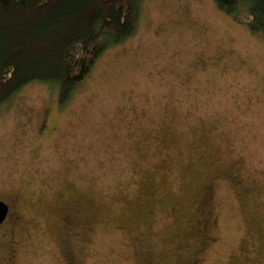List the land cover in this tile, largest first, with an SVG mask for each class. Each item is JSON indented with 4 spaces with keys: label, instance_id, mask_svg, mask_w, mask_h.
I'll list each match as a JSON object with an SVG mask.
<instances>
[{
    "label": "rangeland",
    "instance_id": "rangeland-1",
    "mask_svg": "<svg viewBox=\"0 0 264 264\" xmlns=\"http://www.w3.org/2000/svg\"><path fill=\"white\" fill-rule=\"evenodd\" d=\"M140 2L64 108L42 84L0 108L3 264H264V39L214 0ZM73 204L91 232L60 228Z\"/></svg>",
    "mask_w": 264,
    "mask_h": 264
},
{
    "label": "trees",
    "instance_id": "trees-1",
    "mask_svg": "<svg viewBox=\"0 0 264 264\" xmlns=\"http://www.w3.org/2000/svg\"><path fill=\"white\" fill-rule=\"evenodd\" d=\"M141 0H0V108L32 84L64 108L106 50L137 32ZM264 39V0H214Z\"/></svg>",
    "mask_w": 264,
    "mask_h": 264
},
{
    "label": "flooded vegetation",
    "instance_id": "flooded-vegetation-1",
    "mask_svg": "<svg viewBox=\"0 0 264 264\" xmlns=\"http://www.w3.org/2000/svg\"><path fill=\"white\" fill-rule=\"evenodd\" d=\"M1 202L4 203L7 211L0 224V251L4 253V257L0 264L4 262L13 263L17 258L19 246L21 244L16 235L15 228L21 227L24 221L17 208L18 198L15 194L8 199L1 198L0 203ZM62 214L60 218V228H62L64 232L73 236H79L84 232H91L93 220L87 216L88 213L83 205L73 204L72 207L69 206V208L64 210ZM63 256L67 264H75L78 262L75 261L74 255L67 253Z\"/></svg>",
    "mask_w": 264,
    "mask_h": 264
},
{
    "label": "water",
    "instance_id": "water-1",
    "mask_svg": "<svg viewBox=\"0 0 264 264\" xmlns=\"http://www.w3.org/2000/svg\"><path fill=\"white\" fill-rule=\"evenodd\" d=\"M6 211H7L6 206L4 205L3 202H1L0 203V224L2 223V221L5 217Z\"/></svg>",
    "mask_w": 264,
    "mask_h": 264
}]
</instances>
